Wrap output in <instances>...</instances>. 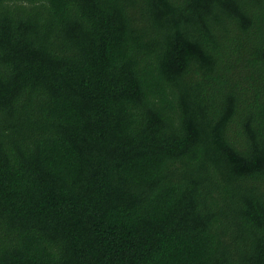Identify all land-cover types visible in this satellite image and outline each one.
<instances>
[{
  "label": "trees",
  "instance_id": "trees-1",
  "mask_svg": "<svg viewBox=\"0 0 264 264\" xmlns=\"http://www.w3.org/2000/svg\"><path fill=\"white\" fill-rule=\"evenodd\" d=\"M0 264H264V0H0Z\"/></svg>",
  "mask_w": 264,
  "mask_h": 264
}]
</instances>
